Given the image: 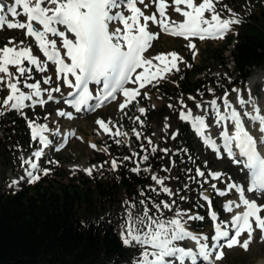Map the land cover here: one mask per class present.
<instances>
[{
	"label": "snow or ice",
	"instance_id": "6c2138e0",
	"mask_svg": "<svg viewBox=\"0 0 264 264\" xmlns=\"http://www.w3.org/2000/svg\"><path fill=\"white\" fill-rule=\"evenodd\" d=\"M220 3L221 0H201L199 4L195 3V0H172L171 4L167 3V0H149L148 3L146 0H125L124 4H121L120 0H14V4L7 8V13L13 17L12 22H8L2 15L5 9L3 5H0V27L6 23L9 29H26L25 34L34 38L39 51L46 58V61L42 63L31 47L16 45L12 40L0 49V84H6L9 90L7 97L0 102V108L21 111L26 106L34 107L37 104L43 106L47 103L46 100L39 99L43 91L48 93L49 101L54 99L53 92L61 91L59 85L52 89H41L39 82H25L23 87L30 91L27 94L22 91L18 87L21 78L25 81L30 78L26 74L30 73L31 69L24 66V62L27 61L28 65H34L40 72L48 70L47 62L55 66L56 79L62 80L63 85L73 89L67 95L74 96V99L64 102L73 106L76 111H81V106H87L88 110L102 107L110 99H115L118 92L126 98L125 102L119 105L120 110H123L139 94L138 89L125 87L127 84L139 83V88H144L146 84L156 80L157 73L161 71H179L177 61L181 58L175 52L167 54L171 57V61L165 64L163 69H160L153 61H164L165 54H158L151 59L144 55L151 48L152 42L159 39L160 33L185 40L220 39L231 30L232 25L241 22L239 15L231 9H228L230 18H223L222 13L216 9V5ZM137 4L143 5L144 9H147L150 4L155 5L159 18L155 12L151 15L145 14V11L137 7ZM180 5H184L185 8L182 9ZM124 7L131 13L130 15L119 10ZM169 8L179 13L183 20L171 19L167 15ZM205 12L210 14V19L205 17ZM20 15L25 16L26 21L21 22L15 19ZM149 21L157 25L160 32H151ZM187 46L189 49L195 48L191 42ZM193 57L195 58V52ZM66 59L70 63H67ZM12 68H15V72L11 71ZM141 68L144 71L137 73V69ZM150 68L157 69L156 73L151 74V78L145 75ZM134 74L135 79H133ZM70 76L74 80L70 79ZM162 78L164 77L161 76ZM156 82L159 83V80ZM43 83L51 84L52 77H45ZM90 84L102 86L96 91L95 96L89 89ZM233 91L237 90L233 89ZM144 95L147 96V93ZM227 95L225 93L222 98L226 110L223 114L215 99L209 102L211 111L215 113L216 126L220 127L222 122L228 121L233 128L229 131L227 127H224L220 132L223 141L220 147L217 146L216 141L212 140L210 134H206L211 126L206 123L205 117L193 116L191 110H188L187 113L181 112L180 118L191 122L196 134L201 137L206 146L217 153V158H222L220 155L222 147L228 158L236 164H241L242 170H247L248 184L246 186L229 183L227 190H216L219 196H225L228 191L234 190L238 194V201L226 202L223 210L231 213L234 208L243 207V212L232 216L230 221L217 222L218 214L212 210L211 201L205 196L204 199L208 201L210 209V218L214 222V234L211 237L194 234L186 227L189 220H202L203 217L191 216L180 211H176L171 218H165L162 214L152 216L147 207L140 216L129 213L123 227L122 238L125 246H132L135 242L143 248L136 264H177V262L185 264L186 260L196 264L198 258L205 264H213V260L218 261L223 258L225 247L231 249L239 246L245 251L248 250L253 239V222L255 229L262 234L261 239L264 240V215L261 214L264 213V204H260L254 195L260 193V198H264V154L261 151L264 149V114H261V110L255 106L251 98L245 101L238 96L237 102L241 107L253 103L251 113L245 111L241 114L229 102ZM93 99L96 103L89 105L88 102ZM25 101L32 103L26 105ZM197 107L200 108L201 105L198 104ZM138 111L144 114L145 109L139 108ZM58 115L71 118V114L64 111L58 110ZM245 118L253 127L259 126L258 131L261 135L258 138L246 127ZM97 124L108 131L104 121L98 120ZM28 126L31 129L32 140L38 139L39 144L43 146L32 153L35 160L22 159V165H28L26 169L28 182L34 183L40 179V175H36V172L43 171L44 175L48 174V170L40 169L36 161L44 155V148L51 144L48 136L45 135L50 132V129L47 125L34 121H29ZM133 131L139 138L141 134ZM116 134L127 135L119 131ZM91 146L95 147V145ZM152 151L155 152L156 149L153 148ZM143 159L147 160L148 157L144 156ZM116 166L117 162L113 160V169ZM85 171L91 174L92 170L85 169ZM134 171H139V168ZM197 175L204 176V173L197 169ZM209 175L213 179H218L222 173H209ZM152 179L162 186L163 193L172 194L168 187H163V180L156 176H152ZM12 183L16 184L17 181ZM212 187L216 189V185ZM246 193L253 194L254 198L249 199ZM141 204H144V201H141ZM161 204L165 209L173 208V205L166 202L161 201ZM156 209L159 212L160 205H156ZM185 216L187 220L184 219ZM245 233L247 239L241 241L240 238ZM185 240L194 241L195 250L179 246L178 242ZM209 240L211 244L208 243Z\"/></svg>",
	"mask_w": 264,
	"mask_h": 264
},
{
	"label": "trees",
	"instance_id": "16d2710c",
	"mask_svg": "<svg viewBox=\"0 0 264 264\" xmlns=\"http://www.w3.org/2000/svg\"><path fill=\"white\" fill-rule=\"evenodd\" d=\"M238 5V0H221L216 9L225 12L235 10ZM229 44V55H225L222 49L219 54L211 56V60L216 59L225 66L226 80L230 79L220 89L221 93L229 91L232 86H244L256 71L264 70V6L243 21L224 48ZM191 55L193 49H188V61L177 64L179 71L172 70L162 79L157 77L159 83L154 80L151 91H157L167 103L172 102L173 97H180L187 103L200 89L214 86L212 77H196L208 65L196 68L191 62ZM205 57L206 53L202 60ZM139 106L144 107V114L139 113ZM166 107V104L160 108L152 107L147 99L135 105L131 115L137 116L133 123L140 137L137 138L130 128L129 146L110 142L107 145L108 155L100 159L101 167L91 174H70L52 165L47 175H42L34 183L23 182L13 191L5 188L6 179L0 177V264L131 263L138 254V248L134 244L124 245L119 235L120 224L114 218L112 209L126 201L137 207L144 201L152 213L153 181L142 170H133V157L134 153L149 152L151 149V118L148 120L145 116L158 115L161 118ZM9 114L13 115L11 111ZM39 118L42 119V116ZM11 119L14 120L12 127L0 125V167L10 166L13 169L10 171L20 175L17 154L30 152L35 143L29 138L24 118L18 115ZM190 137L192 133L188 123L180 121L179 135L174 141L176 152L172 154L179 183L177 196L184 193V189H180L182 183L192 180L196 200L188 208L206 216L200 193L210 185L197 175V166L203 165L196 158L193 148L186 144ZM161 159L162 153L151 152L146 164L151 170H157L162 165ZM113 160L117 162L115 169L112 167ZM163 196L170 200L167 195ZM192 225L196 231H202L205 223L194 220Z\"/></svg>",
	"mask_w": 264,
	"mask_h": 264
},
{
	"label": "rangeland",
	"instance_id": "374dc122",
	"mask_svg": "<svg viewBox=\"0 0 264 264\" xmlns=\"http://www.w3.org/2000/svg\"><path fill=\"white\" fill-rule=\"evenodd\" d=\"M122 1L123 0L120 1L121 4ZM238 1L240 5L236 6L235 10H231L239 15L241 22L239 24L232 25L231 30L228 31L223 38L205 40L192 38L190 40H184L180 38L171 37L164 33H160L159 39L154 40L152 42L151 48L145 53V56L148 59H151L152 57H155L158 54H165L166 59L164 61L153 62L160 69H163L164 65L168 64L171 61V57L167 56L168 53L175 52L178 54L181 59L177 61V64L180 61L186 63L188 61L187 51L189 49L187 45L189 44V42L195 45V48L193 49V52H195V58L193 57V55H191V62L195 63L196 68L208 65V68H206V70H203L202 73L197 74L196 77H204V79L212 77V80H214V86H208L205 90L200 89L199 93L192 95L191 99L189 98V101L187 103H185L186 101H184V99L180 97H173L172 102H165V100L157 91H151L150 87L152 86L153 82L151 84H146L144 88H139V83H130L131 88L138 89L139 94L136 95L135 99L128 103L123 110H120L119 105L125 98L119 96L115 101L104 104V107L95 113L82 114L76 117L75 119L68 121L67 116L59 115V118H54L55 115L58 114V110L69 113V108L64 103V101H60L58 100V98H54L53 100L49 101L47 100L48 93L46 91H43V99L47 101V103H45L43 106L39 104L35 105L34 107L26 106L21 111L4 110L3 108H0V113H2L0 114V125L4 124L5 126L12 127L14 124V120L11 118L21 115V117L24 118V122L26 123L29 129V138L32 142L35 143V147L39 146V142L38 139L36 141L32 140L31 129L28 126L29 121H34L39 124L47 125L50 129L49 140L51 141V144L46 149L45 156L41 157V159L38 161L40 169H47L49 172L52 169L51 166L53 165L54 168L55 166L56 168L60 167L68 171L70 174H76L78 172L89 174L88 172L78 167L72 169L70 168V165L77 166L83 163L88 166L89 169H91L92 171L100 168V159L104 155H108L107 145L110 142L118 144L117 141H119V143H124L128 146L130 145V131L135 130L133 121L134 119H136V117H133L131 115V111L135 107V105L138 106V103L142 99H147L150 102L151 106L155 108H160L163 104H166L167 107L163 110L164 115L161 116V118L158 115L145 116V118H147L148 120H150L151 118L152 131L149 138V141H151V149L149 150V152L136 153L133 157L132 167L133 170L139 168V170H142L143 172L149 174L150 179L153 181L151 189L154 192V198L151 201L152 213H149L150 215L159 216L162 214L165 218H171L174 217L176 211H180L187 213L191 216L202 217L200 214L193 212L190 210V208H188L193 204V201L196 200V196L193 194L195 187H192V180H187L185 183H182V187H180V189H184V193L181 196H177L179 192V183L175 163L172 159V154L176 152L174 147V141L179 135L180 121H186L180 118L181 112L187 113L188 110H191L193 116L200 115L205 117L206 120L209 117L207 115V106L210 105V101L215 99L222 113V109L224 108L222 98L225 96V93H221L220 89L224 88L226 86L225 82H230V79L227 78L226 80L228 74L225 70V66H223L220 61H216V59L211 60V56L219 54V51H221L222 49L225 51V55H229L231 44L226 46L227 48H224V45L228 43V40L230 37H232V35L238 32V29L242 26L243 21L246 20V18H248L250 15H253V12L257 11L259 7L264 6V0ZM148 2L149 0H146V3ZM200 2L201 0H195V3L197 4H199ZM167 3L171 4L172 0H167ZM180 7L184 9L183 7L185 6L180 5ZM141 9H144L143 5ZM147 9L149 12L154 13L155 5L150 4ZM147 9H144V11L148 14ZM217 11L222 13L223 18H230L228 10L222 12L221 9H218ZM156 15L157 17L159 16V14ZM167 15L176 21H180L182 17L179 15V13H176L173 8L167 9ZM205 17L210 19V14L208 12H205ZM15 19L23 22L24 16L20 15ZM12 21L13 17H11V22ZM152 25L153 28L150 27L149 29L151 32H160V28L157 25ZM25 33L26 29H9L7 28V24L5 23L3 27L0 28V49L4 48L5 45H8L9 40H12L16 45H26L32 47L33 53L37 57H39V60L42 63H44V60L37 51L33 37H29ZM21 42H23V45H21ZM205 53L206 57L204 60H202ZM24 66L31 69V72L26 74V76H30V78L26 81L21 78V82L18 84V87H20L21 90L24 91L26 94L30 90L23 87V84L25 82H39L41 85V89H52L55 88L57 85H60V81L57 80L53 74L52 64H49L47 66L48 70L46 72H40L36 70V67L34 65H28L27 61L24 62ZM229 68L231 69V66H229ZM153 69H155V73L157 72L156 68H150L148 72L149 75H151L150 71ZM143 70L144 69H142V71ZM11 71L15 72V68H12ZM167 74H169V72L161 71L157 73L156 77L165 76ZM261 75H263L262 78ZM45 77H52V83L44 84L43 80ZM133 79H135V75L133 76ZM249 81L252 82V84H250ZM233 89H236L237 91H233ZM240 91H243L241 97L238 94ZM54 93L55 92H53L52 95H54ZM145 93H147V96L144 95ZM226 93L228 94L227 98L229 102L235 105L239 104L237 102L238 96L244 99L245 101L251 98L255 106H257L261 110V114H264V70L256 71V73H254L247 80L246 84L243 87H232L230 91ZM8 94L9 90L6 87V84H0V102H2ZM31 103V101H25L26 105H31ZM198 104L201 105L200 108L197 107ZM169 105H171V107H169ZM139 108L144 107L139 106ZM236 110L238 111L237 108ZM10 111L13 115L9 114ZM40 116H42V119L39 118ZM210 118L216 119L214 112L210 113ZM98 120H102L107 124L108 131H105L103 128L100 127V125L97 124ZM109 121H111L112 123L109 124ZM187 122L189 123L190 121ZM208 125L211 126V124ZM224 127H227L229 131L233 130L230 122H228L227 124L221 125V129L215 131L214 134L216 136L220 135V132L223 130ZM258 127L259 126L257 125L253 128L258 130ZM214 128L217 129V127ZM209 130L211 131V129ZM118 131L120 133H127V135H117L116 133ZM171 131L172 136L169 137ZM186 144L193 148V152L196 158L200 162H202L203 166H197V169L203 172L204 176H198L199 179L203 181H208L210 185L208 189L201 190V197H211L212 208H214L216 213L220 215L221 221L225 217L232 216L236 208H234L231 213L225 212L223 210L224 200L238 201V194H236L234 190H231L228 191L227 195L219 196L217 195L216 190H227V184H239V182L241 181H243V185L246 186L245 174L242 172L241 168L238 167V165L234 164L232 159L222 155L221 153L220 155L222 158H217V153L202 144L194 132L192 134V137L188 139ZM91 145H95V147H92ZM153 148L156 149V152L162 153V165L157 170H151L150 166L146 164L148 160L143 159L144 156L148 157V154L153 152ZM29 153L20 152L19 154H17V161L18 163H20L19 167L21 168L20 175H16L14 171H10V169L13 170L10 166L0 167V177L6 179L5 188L7 190L13 191L18 189L22 182L29 183L28 177L25 174L26 164L22 165V159H28L29 156L27 155ZM16 171H19V169H16ZM209 173H222V175L218 179H213L212 176L209 175ZM238 173L241 174L240 178H237ZM35 174L40 175V177L44 175L43 171L36 172ZM152 176H156L163 180V187H168L171 190L172 194L169 195L163 193L161 191L162 186L156 184V182L152 179ZM13 181L19 182L18 184H13ZM212 185H216V189H213ZM163 195H167L170 200L164 198ZM161 201L173 205L172 210L163 208ZM131 205V203L126 201L125 203L115 205L112 209V214L114 218L120 224L119 235L121 236V238L123 227L125 225V221L128 217V214L131 213L133 216H140L143 214L144 208L146 207L145 204H140L138 207ZM156 205H160L159 212H157ZM201 205L205 208H209L207 201L201 203ZM261 214L264 215V213ZM184 219L187 220V216H185ZM202 221L205 223V226L204 229L200 232H195L192 229L193 220H189L186 224V227L189 231L193 232L194 234L207 235L211 237L213 223L209 220L207 216L203 217ZM260 233L261 232L259 230L257 231L254 229L253 239L252 242L249 244L247 251H245L242 247L239 246H235L231 249L225 247L223 249V258L218 261L213 260V264H254L256 260H259L262 257L255 250L257 243L262 240ZM240 239L241 241L247 239V234L245 233ZM208 243L211 244V240H209ZM133 244L138 248V254L130 264H134L135 262H137V260L140 259L141 253L143 251V248L141 246L136 245L135 242H133ZM178 244L179 246L191 248L193 244L195 245V242L191 240H185L178 242ZM149 251H151V249H149ZM197 264L202 263L198 262Z\"/></svg>",
	"mask_w": 264,
	"mask_h": 264
},
{
	"label": "bare ground",
	"instance_id": "6f19581e",
	"mask_svg": "<svg viewBox=\"0 0 264 264\" xmlns=\"http://www.w3.org/2000/svg\"><path fill=\"white\" fill-rule=\"evenodd\" d=\"M121 1V0H120ZM12 4H14V0H0V5H3L4 6V9H5V11H4V13L2 14V15H4V17H5V19L8 21V22H11V15L10 14H8L7 13V8L9 7V6H11ZM184 6V5H183ZM139 7L141 8L142 7V5H140L139 4ZM182 7V6H181ZM183 8H185V7H183ZM18 10H20V11H22V9H18ZM119 10H121V11H124L123 10V8L122 9H119ZM142 10H144V9H142ZM147 11H148V9H147ZM126 15H130L131 13H127V12H124ZM145 14H147V13H145ZM148 14L149 15H151L152 13L151 12H149L148 11ZM147 14V15H148ZM180 15V14H179ZM174 16V15H173ZM172 16V17H173ZM181 16V15H180ZM170 17V16H169ZM175 17V16H174ZM158 18H159V16H158ZM172 19V18H171ZM177 19V18H176ZM183 20V17H181V20L180 21H182ZM24 21H26V17L24 16ZM23 21V22H24ZM141 23H143V20L141 19ZM149 24H150V27H152L153 28V25H152V23L149 21ZM121 27H122V25H121ZM69 36H70V38H72L71 37V35L69 34ZM55 39H57V40H59V38H55ZM32 48V47H31ZM33 50V49H32ZM62 52H63V50H62ZM145 55V54H144ZM37 57V56H36ZM37 59H39V57H37ZM66 62L67 63H70V61L69 60H67L66 59ZM153 62H155V61H153ZM49 64H51V63H48L47 62V66L49 65ZM53 65V64H52ZM53 68H54V65H53ZM144 71V70H143ZM142 71V68L141 69H137V73H140V72H143ZM155 71V69H153V70H151L150 71V73L152 74L153 72ZM155 73V72H154ZM53 74H54V76L56 77V72L54 71V69H53ZM135 75V74H134ZM133 75V76H134ZM145 75H149V73H145ZM149 76H151V75H149ZM263 77V75H261V78ZM70 79H72V80H74V78H72L71 76L69 77ZM151 78V77H150ZM249 83L250 84H252V82H250L249 81ZM60 87H61V91L60 92H55L54 93V95H53V97L54 98H58V100H60V101H63L64 100V98L67 96V94L70 92V91H73V89H70V88H68L67 86H65V85H63V83L62 82H60V85H59ZM100 87V86H99ZM99 87H97V90L99 89ZM127 88H131V86H130V84H128L127 85ZM239 96L241 97L242 96V94H243V91H240L239 93ZM44 97L41 95V97H39V99H43ZM35 99V98H34ZM263 101H264V99H263ZM125 102V99H123L122 100V103H124ZM253 102V101H252ZM254 103V102H253ZM253 103H249V104H246L244 107H241V105L240 104H238V105H235V104H232V106L236 109H238V111L241 113V114H243V112H245V111H247V112H252V110H253ZM104 107V105L102 106V107H100V109H102ZM223 110V112H222V114L226 111L225 110V107L222 109ZM98 111V110H97ZM96 111V112H97ZM228 111H230V110H228ZM207 112L209 113H207V115L209 116L208 117V119H206V123L207 124H211V134H213L215 131H218L219 129H221V126L220 127H217L216 126V124H215V120L216 119H211L210 118V113L212 112L211 111V109H210V105H208L207 106ZM69 113L71 114V118H69V117H67L68 118V121H70V120H73V119H75L76 117H78L79 115H82L83 113L82 112H79V113H77V114H74L73 112H71L70 110H69ZM54 117V116H53ZM60 116L58 115V114H56L55 115V119H57V118H59ZM212 120V121H211ZM67 122V121H66ZM228 123V121H224V122H222V125L223 124H227ZM245 124H246V127H248V129L251 131V132H254L255 134H257V136L259 137L261 134L259 133V131L258 130H256L255 128H253L252 127V125H251V122L250 121H248L246 118H245ZM214 127H217V129L216 128H214ZM45 135H47L48 136V138L50 137V134L49 133H45ZM41 147H43L42 145H40L39 144V146L37 147H35L27 156H29V158L28 159H32V160H35V158L32 156V153H34L35 151H37L39 148H41ZM49 147V146H48ZM47 147V148H48ZM47 148H44V155L43 156H45V151H46V149ZM42 156V157H43ZM37 163H38V161H36ZM76 167H78V168H80V169H83L84 171H85V169H89V167L88 166H86L85 164H83V163H81V164H79V165H77V166H71L70 165V168H76ZM28 168V165H26V169ZM26 169H25V174H26ZM240 173H238L237 174V178H240ZM241 180V179H240ZM239 184L240 185H242V186H244L243 185V181H241V182H239ZM246 195H249V194H247L246 193ZM249 197V196H248ZM252 198H254V196H252L250 199H252ZM242 208V207H241ZM240 208H236V210H239ZM253 229H255V224H254V222H253ZM255 230H257V229H255ZM258 231V230H257ZM260 235H262L261 233H260ZM195 245L193 244L192 245V249L193 250H195ZM256 251H257V253L259 254V255H261L260 257V259L259 260H256V262H254V264H264V240H261V241H259V243H257V245H256V249H255ZM197 262V261H196ZM134 264H136V262L134 263ZM185 264H192V262L190 261V260H186L185 261Z\"/></svg>",
	"mask_w": 264,
	"mask_h": 264
},
{
	"label": "water",
	"instance_id": "95a60500",
	"mask_svg": "<svg viewBox=\"0 0 264 264\" xmlns=\"http://www.w3.org/2000/svg\"><path fill=\"white\" fill-rule=\"evenodd\" d=\"M172 136V131L170 132V135H169V137H171Z\"/></svg>",
	"mask_w": 264,
	"mask_h": 264
}]
</instances>
